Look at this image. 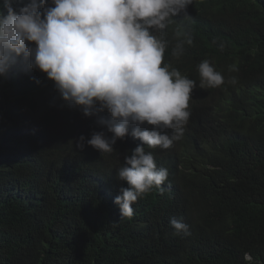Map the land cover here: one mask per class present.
I'll list each match as a JSON object with an SVG mask.
<instances>
[{"label":"trees","instance_id":"trees-1","mask_svg":"<svg viewBox=\"0 0 264 264\" xmlns=\"http://www.w3.org/2000/svg\"><path fill=\"white\" fill-rule=\"evenodd\" d=\"M154 34L167 42L162 66L196 86L181 139L144 146L168 178L131 217L114 203L128 187L117 173L141 141L128 135L101 154L86 141L112 134L65 105L45 73L13 66L0 77V264H248L245 252L264 264V0H193ZM205 59L220 87H200Z\"/></svg>","mask_w":264,"mask_h":264},{"label":"clouds","instance_id":"clouds-1","mask_svg":"<svg viewBox=\"0 0 264 264\" xmlns=\"http://www.w3.org/2000/svg\"><path fill=\"white\" fill-rule=\"evenodd\" d=\"M192 3L30 0L17 11L13 0H3L0 6V77L7 78L13 66L45 73L65 105L80 109L85 117L95 116L96 123L112 134L94 132L86 141L101 154L113 152L117 140L128 135L141 141L125 154L124 166L118 169V180L128 184L114 200L120 217H131L133 203L168 178V170L157 168L144 146L170 148L188 122L196 82L169 70L168 64L162 66L167 42L154 33L165 29L171 17L186 13ZM192 42L190 36L178 38L172 56L179 58L185 44ZM198 72L201 88L225 83L207 59ZM228 83L235 85L237 80L233 77ZM105 112L107 116L101 115ZM84 143L82 135L76 146L82 149ZM170 224L177 233L188 231L182 221L172 219ZM244 260L252 264L247 252Z\"/></svg>","mask_w":264,"mask_h":264}]
</instances>
